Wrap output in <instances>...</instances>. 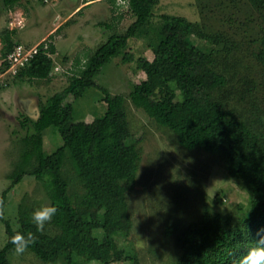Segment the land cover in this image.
Segmentation results:
<instances>
[{"label": "rangeland", "instance_id": "374dc122", "mask_svg": "<svg viewBox=\"0 0 264 264\" xmlns=\"http://www.w3.org/2000/svg\"><path fill=\"white\" fill-rule=\"evenodd\" d=\"M152 12L154 25L162 14L183 16L221 38L214 42L182 29L172 34L190 45L218 53L220 68L229 78L223 95L225 107L251 120L259 119L264 126V8L251 0H158ZM135 18L128 0H22V5L9 11L0 0V48L1 33L14 29V42L33 45L46 39L58 49L50 80L20 78L21 67L15 71L10 65L0 66V198L9 187L8 174L19 156L21 139L32 130L30 122H21L27 115L38 117L40 100L68 89L61 110L73 115L75 129L90 127L107 114L115 123L120 121L108 112L102 89L81 91L77 73L99 46L113 33H125ZM125 54L132 59L124 60ZM77 57L81 58L80 65L76 64ZM157 66L147 41L131 37L121 53L101 68L96 82L112 94L128 96L134 84H142ZM126 110L132 132L130 142L140 151L135 175L123 181L129 232H114L101 218L99 225L87 229L74 242V259L77 264H101L87 262L86 254L107 248L109 241H114L124 256L106 264H177L182 252L177 233L203 222L208 214L236 210L248 216L252 203L241 180L228 174L219 157L200 148H184L171 129L159 125L129 98ZM61 144V135L55 128L44 132L48 154ZM73 163L67 157L61 171L51 172L43 180L27 175L9 190L5 217L14 229L20 227L21 204L34 212L42 206L68 202L71 188L64 179L76 180ZM78 188L75 191L80 195L83 190ZM50 220L42 231L55 234ZM6 241L7 233L0 220V248ZM9 258L12 264H47L28 249L15 251ZM55 264L70 263L60 258Z\"/></svg>", "mask_w": 264, "mask_h": 264}, {"label": "trees", "instance_id": "16d2710c", "mask_svg": "<svg viewBox=\"0 0 264 264\" xmlns=\"http://www.w3.org/2000/svg\"><path fill=\"white\" fill-rule=\"evenodd\" d=\"M251 1L264 8V0ZM1 2L6 11L22 5V0ZM157 2L128 0L136 17L134 22L125 33H113L85 60L77 73L82 92L92 87L103 90L108 112L120 119L118 123L107 114L90 127L75 129L73 115L61 110L68 89L40 100L37 118L27 115L22 120V125L30 122L32 130L21 139L19 156L8 174L9 187L0 198V220L7 233V241L0 248V264H12L9 256L16 251V245L11 237L16 233L32 234L33 241L25 249L43 262L55 264L65 258L70 264H77L74 242L81 239L87 229L99 225L101 218L114 232H129V206L123 181L135 175L140 151L130 142L127 98L159 125L171 129L184 148H200L219 157L228 174L241 180L252 203L248 216L239 215L236 210L208 214L203 222L177 233L182 250L177 264H241L250 249L264 244L260 239L264 232L258 231L264 228V126L259 119L251 120L225 107L223 95L229 78L220 68L219 54L190 45L172 34L182 29L214 42H220L221 38L183 16L162 14L161 20L154 25L152 8ZM16 33L14 29L1 33L4 46L0 66L9 65L4 58L19 43L13 41ZM131 37L147 41L158 66L142 84H134L128 96L112 94L96 82V75L113 56L121 53ZM47 41L41 42L39 52L19 69L20 78L50 80L53 77L58 49L54 42ZM131 59V55H124V60ZM76 64H81L80 57L76 58ZM50 127L59 132L62 144L48 154L44 148V132ZM67 157L75 163L76 180L64 179L71 188V195L67 203L54 205L57 212L50 222L56 233L39 230L32 220L33 211L24 204L19 208L20 227L14 229L5 217L9 190L27 175L43 180L51 172L61 171ZM79 186L83 190L80 195L75 191ZM109 243L107 248L88 252L86 261L106 264L122 260L123 252L114 241Z\"/></svg>", "mask_w": 264, "mask_h": 264}, {"label": "clouds", "instance_id": "9594fccd", "mask_svg": "<svg viewBox=\"0 0 264 264\" xmlns=\"http://www.w3.org/2000/svg\"><path fill=\"white\" fill-rule=\"evenodd\" d=\"M57 212L56 206H42L36 209L32 214V220L36 223L39 230H43L45 222L50 220L51 217ZM258 231L264 232V228ZM264 240V236H261ZM11 241L16 245V252H23L27 245L33 241V236L29 233L27 236L16 233L11 237ZM259 244V242H258ZM241 264H264V244H259L258 247L252 248L248 251L247 255L241 260Z\"/></svg>", "mask_w": 264, "mask_h": 264}, {"label": "built area", "instance_id": "2783aa9c", "mask_svg": "<svg viewBox=\"0 0 264 264\" xmlns=\"http://www.w3.org/2000/svg\"><path fill=\"white\" fill-rule=\"evenodd\" d=\"M3 46L4 44L0 48V65L3 61L1 57V49ZM39 50V44L27 46L23 43H16L4 59L9 63L10 69H15L16 71L19 67L26 65Z\"/></svg>", "mask_w": 264, "mask_h": 264}, {"label": "crops", "instance_id": "0c3cea01", "mask_svg": "<svg viewBox=\"0 0 264 264\" xmlns=\"http://www.w3.org/2000/svg\"><path fill=\"white\" fill-rule=\"evenodd\" d=\"M52 31V30H51ZM17 32V31H16ZM52 33V32H51ZM14 36V35H13ZM12 36V37H13ZM15 36H16V34H15ZM44 39V38H43ZM14 41V40H13ZM1 44H4V42L3 43H1ZM34 45H37V44H33V45H30V46H34ZM58 53V52H57Z\"/></svg>", "mask_w": 264, "mask_h": 264}]
</instances>
